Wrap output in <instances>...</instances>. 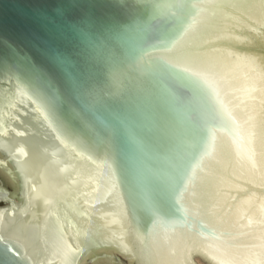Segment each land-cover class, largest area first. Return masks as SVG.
I'll return each mask as SVG.
<instances>
[{
    "label": "water",
    "instance_id": "95a60500",
    "mask_svg": "<svg viewBox=\"0 0 264 264\" xmlns=\"http://www.w3.org/2000/svg\"><path fill=\"white\" fill-rule=\"evenodd\" d=\"M0 148V264H264V0H0Z\"/></svg>",
    "mask_w": 264,
    "mask_h": 264
},
{
    "label": "bare ground",
    "instance_id": "6f19581e",
    "mask_svg": "<svg viewBox=\"0 0 264 264\" xmlns=\"http://www.w3.org/2000/svg\"><path fill=\"white\" fill-rule=\"evenodd\" d=\"M0 153L3 149L0 148ZM8 191L13 197L23 198L19 171L10 163L9 157L0 155V192ZM9 207V203L0 205V209ZM88 264H136L132 257L99 256Z\"/></svg>",
    "mask_w": 264,
    "mask_h": 264
},
{
    "label": "snow or ice",
    "instance_id": "6c2138e0",
    "mask_svg": "<svg viewBox=\"0 0 264 264\" xmlns=\"http://www.w3.org/2000/svg\"><path fill=\"white\" fill-rule=\"evenodd\" d=\"M233 123H235V122H233Z\"/></svg>",
    "mask_w": 264,
    "mask_h": 264
}]
</instances>
